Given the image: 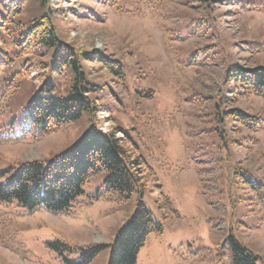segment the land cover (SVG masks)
<instances>
[{
	"label": "rangeland",
	"instance_id": "rangeland-1",
	"mask_svg": "<svg viewBox=\"0 0 264 264\" xmlns=\"http://www.w3.org/2000/svg\"><path fill=\"white\" fill-rule=\"evenodd\" d=\"M159 1L161 10L154 0L54 2L60 38L78 51L120 62L125 85L101 65L83 62L90 80L103 87L99 111L40 140L0 142V172L51 159L93 124L104 133L122 127L153 172L146 173L142 198L162 224L161 232L148 236L137 264H232L231 237L264 264V89L261 96L244 95L241 86L224 82L228 64L264 66V0H238L252 5L243 10L237 0ZM38 5L30 0L21 18H37ZM48 55L25 54L2 68L1 77L19 75L2 107V123L20 113L49 76ZM70 76L55 77L59 93L69 90ZM150 90L152 99L145 94ZM235 109L251 116L250 129L228 115ZM20 133L18 125L5 132ZM106 176L89 180L84 203L71 215L0 206V264H71L44 244L111 243L137 209L138 195L95 200L106 191ZM64 253L77 260L82 252ZM108 258L106 249L90 264H107Z\"/></svg>",
	"mask_w": 264,
	"mask_h": 264
},
{
	"label": "trees",
	"instance_id": "trees-1",
	"mask_svg": "<svg viewBox=\"0 0 264 264\" xmlns=\"http://www.w3.org/2000/svg\"><path fill=\"white\" fill-rule=\"evenodd\" d=\"M29 1L0 0V71L5 66H15L16 59L25 54L46 51L49 59L44 63V69L50 74L8 124L1 122L4 114L2 107L19 75L0 76L1 143L40 140L52 131L75 124L85 112L95 115L99 111L98 97L103 94V87L90 80L83 62L101 65L120 79L121 86L125 85V72L120 62H109L102 54L93 57L94 54L78 51L60 38L50 10L58 0H39L41 14L37 18L24 20L21 15ZM154 1V7L161 10L160 1L159 4L158 0ZM237 6L241 10L252 8V5L238 0ZM208 18L211 16L208 15ZM25 68L23 63L19 73ZM66 72L71 75V83L66 94H61L57 90L55 77ZM224 82L241 86L244 95L261 96L264 89V66L245 69L238 64H228ZM138 92L142 94V91ZM145 94L152 99L154 91ZM228 113L237 116L236 120L248 129L254 124L245 111L235 109ZM13 125L20 127V136L5 134ZM135 151H138V147L129 131L119 127L104 133L93 124L72 146L51 159L24 161L1 171L0 206H14L29 213L45 211L58 216L71 215L76 207L84 203L81 197L89 180L107 173L106 191H99L95 200L105 196L111 199V194H118L124 200L132 199L134 194L138 195L137 209L117 230L113 241L86 247H73L61 241L44 245L47 249L59 251V256L71 264H90L106 249H109L107 264H137L138 255L148 236L152 232H161L162 224L154 219L143 201L146 173L149 176L153 172L140 154L135 155ZM230 241L232 264H256V255L233 237ZM75 249L82 252L81 258L69 260L64 251L72 253Z\"/></svg>",
	"mask_w": 264,
	"mask_h": 264
}]
</instances>
